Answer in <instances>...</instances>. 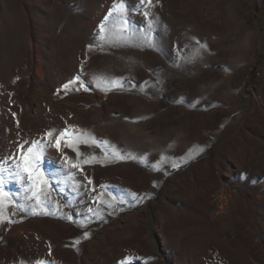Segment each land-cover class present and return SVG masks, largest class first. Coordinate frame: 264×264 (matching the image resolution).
Returning <instances> with one entry per match:
<instances>
[{"label": "rangeland", "instance_id": "obj_1", "mask_svg": "<svg viewBox=\"0 0 264 264\" xmlns=\"http://www.w3.org/2000/svg\"><path fill=\"white\" fill-rule=\"evenodd\" d=\"M0 177V264H264V0H0Z\"/></svg>", "mask_w": 264, "mask_h": 264}, {"label": "snow or ice", "instance_id": "obj_2", "mask_svg": "<svg viewBox=\"0 0 264 264\" xmlns=\"http://www.w3.org/2000/svg\"><path fill=\"white\" fill-rule=\"evenodd\" d=\"M141 3H147L149 5H151L152 0H141ZM117 10H123L125 5L123 3H120L119 5L116 6ZM112 13L110 12L109 15H111ZM101 31H103V25H101ZM201 47H204V45H202ZM65 88L68 87V85H64ZM48 135H51V133H49ZM29 151H31V149H29ZM75 166V165H74ZM0 180H2V177H0ZM89 183H91V181H89ZM4 195H7V193H4ZM35 195V194H34ZM45 214H48L45 212ZM69 219H71V217H69ZM87 233H85V237H87ZM76 243H79V241H77ZM20 264H23V262H20ZM36 264H44L43 261H36Z\"/></svg>", "mask_w": 264, "mask_h": 264}, {"label": "trees", "instance_id": "obj_3", "mask_svg": "<svg viewBox=\"0 0 264 264\" xmlns=\"http://www.w3.org/2000/svg\"><path fill=\"white\" fill-rule=\"evenodd\" d=\"M259 64L260 63H257L254 67H253V71L251 72V74H250V78H249V81H248V83H251V82H254V80L256 79V70L258 69V67H259Z\"/></svg>", "mask_w": 264, "mask_h": 264}]
</instances>
